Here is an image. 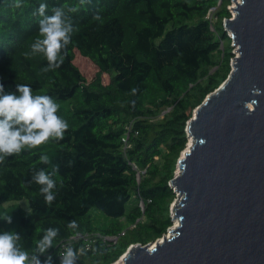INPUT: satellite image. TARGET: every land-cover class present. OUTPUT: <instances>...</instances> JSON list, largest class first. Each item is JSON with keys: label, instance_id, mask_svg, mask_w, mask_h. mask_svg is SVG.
Wrapping results in <instances>:
<instances>
[{"label": "trees", "instance_id": "1", "mask_svg": "<svg viewBox=\"0 0 264 264\" xmlns=\"http://www.w3.org/2000/svg\"><path fill=\"white\" fill-rule=\"evenodd\" d=\"M14 2L0 0V83L6 92L19 83L50 95L69 127L63 139L0 164V214L12 216L11 224L0 220V231L20 234L31 252L43 229L59 227L49 249L53 264L69 247L74 264H111L173 224L169 181L188 142L186 123L231 69L223 28L231 0H90L71 14L72 43L61 66L48 72L46 58L31 54L40 19L34 13L42 2L50 15L79 0ZM75 51L98 68L90 81L75 65ZM41 154L59 166L51 205L31 181L35 170L51 171ZM71 220L78 228H67ZM114 235L116 241L106 239Z\"/></svg>", "mask_w": 264, "mask_h": 264}, {"label": "water", "instance_id": "2", "mask_svg": "<svg viewBox=\"0 0 264 264\" xmlns=\"http://www.w3.org/2000/svg\"><path fill=\"white\" fill-rule=\"evenodd\" d=\"M233 2L230 72L193 110L169 181L177 226L122 264H264V0Z\"/></svg>", "mask_w": 264, "mask_h": 264}, {"label": "clouds", "instance_id": "3", "mask_svg": "<svg viewBox=\"0 0 264 264\" xmlns=\"http://www.w3.org/2000/svg\"><path fill=\"white\" fill-rule=\"evenodd\" d=\"M90 0H79L77 5L65 8L55 6L48 11L47 3H40L35 11L39 16L38 38L31 45V54H42L47 60L44 72L55 70L63 63V54L72 43L75 31L72 13L79 11L80 6ZM14 8L22 7L21 0H15ZM99 20V15L94 17ZM59 105L50 95H34L33 89L27 84L16 83L15 91H5L0 83V164L9 156L19 155L23 150L37 148L49 141L63 139L69 125L58 115ZM39 160L49 165L51 171L41 168L35 170L31 181L39 185V191L46 204L51 205L56 198L57 182L53 177L58 171L47 154H41ZM0 220L12 223V216L0 214ZM68 229L78 228L75 220L67 223ZM60 234L59 227L43 229L42 236L34 242L29 250L21 244V236L14 230L0 231V264H53V254L49 249ZM41 256H45L42 261ZM60 264H74L76 252L71 248L59 252Z\"/></svg>", "mask_w": 264, "mask_h": 264}, {"label": "rangeland", "instance_id": "4", "mask_svg": "<svg viewBox=\"0 0 264 264\" xmlns=\"http://www.w3.org/2000/svg\"><path fill=\"white\" fill-rule=\"evenodd\" d=\"M232 6H234V2H230L228 7L231 8ZM213 21L215 20L213 19ZM228 33L229 32H227V34ZM233 50H235V48H233ZM74 63L79 68L80 72L83 74V76L86 78L87 81H90L98 71V68L95 66V64L88 58L81 56L78 51H75ZM101 77H102L103 83H108L109 77L107 74L103 73ZM176 174H177V167L174 171V175ZM176 200H177V195L175 196V198L169 205V212L171 216L173 215L172 209H173L174 204L176 203ZM176 222L174 221L173 224H175ZM173 224L170 226L171 228H173ZM165 234H168V230Z\"/></svg>", "mask_w": 264, "mask_h": 264}, {"label": "built area", "instance_id": "5", "mask_svg": "<svg viewBox=\"0 0 264 264\" xmlns=\"http://www.w3.org/2000/svg\"><path fill=\"white\" fill-rule=\"evenodd\" d=\"M231 2H233V0H231ZM229 6V5H228ZM227 6V8H229V11H230V13L232 14V8H233V6L230 8V7H228ZM116 236L114 235V236H108V237H106V239L107 240H113V241H116ZM122 255L121 256H119V258L117 259V260H115L113 263H111V264H116L118 261H120V260H122Z\"/></svg>", "mask_w": 264, "mask_h": 264}, {"label": "bare ground", "instance_id": "6", "mask_svg": "<svg viewBox=\"0 0 264 264\" xmlns=\"http://www.w3.org/2000/svg\"><path fill=\"white\" fill-rule=\"evenodd\" d=\"M190 143H191V140L189 141V144H190ZM188 147H189V146H188ZM188 147H187V148H188ZM186 150H187V149H186ZM176 221H177V220H175V222H176ZM175 226H177V222L174 224V227H175ZM167 236L169 237L170 234H167ZM122 261H123V258H122V260L118 261L116 264H122V263H123Z\"/></svg>", "mask_w": 264, "mask_h": 264}]
</instances>
